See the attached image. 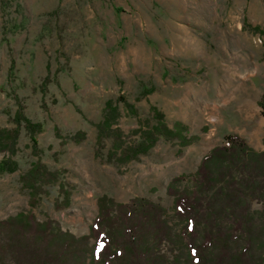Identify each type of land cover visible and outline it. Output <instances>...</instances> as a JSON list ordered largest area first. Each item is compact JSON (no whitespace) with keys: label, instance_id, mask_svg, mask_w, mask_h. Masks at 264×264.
<instances>
[{"label":"rangeland","instance_id":"rangeland-1","mask_svg":"<svg viewBox=\"0 0 264 264\" xmlns=\"http://www.w3.org/2000/svg\"><path fill=\"white\" fill-rule=\"evenodd\" d=\"M263 99L264 0H0V128H13L18 105L43 123L37 152L20 128L18 167L0 174V219L27 212L78 238L106 195L158 203L178 232L168 186L181 174V186L190 185L202 156L229 134L264 149ZM108 100L119 108L113 127L125 145L153 121L152 108L167 126H184L190 141L161 137L120 164L109 155L113 136L96 142ZM37 161L57 180H43L30 208L21 176ZM251 208L258 226L264 200ZM161 249L184 252L179 241Z\"/></svg>","mask_w":264,"mask_h":264},{"label":"trees","instance_id":"trees-1","mask_svg":"<svg viewBox=\"0 0 264 264\" xmlns=\"http://www.w3.org/2000/svg\"><path fill=\"white\" fill-rule=\"evenodd\" d=\"M259 104L264 116V99ZM151 112L153 121L141 125L136 130L138 139L125 145L121 131L113 127L119 108L108 100L96 125L97 145L113 136L109 155L123 164L147 154L161 137L179 138L181 144L190 141L179 122L169 127L160 111L152 108ZM11 119L13 128H0V174L18 167L12 156L20 128L35 152L37 136L43 131V123L28 118L20 105ZM185 177L178 175L167 188L173 196L174 217L181 224L178 232L167 224L165 209L158 203L144 198L116 202L103 195L97 200L89 234L78 238L54 220L39 221L27 212L0 219V264H264V217L257 226L251 208L253 199L264 200V149L257 151L239 135L229 134L223 144L202 156L191 184L181 186ZM50 178L57 180V173L39 161L21 176L30 208L41 197L43 180ZM59 189L68 202V192ZM88 238L93 243L86 249ZM177 241L183 254L162 252L161 246ZM253 248H259V253Z\"/></svg>","mask_w":264,"mask_h":264}]
</instances>
